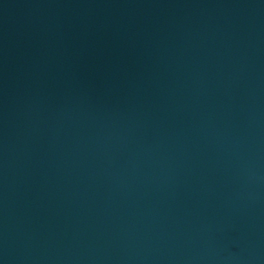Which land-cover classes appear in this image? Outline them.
Wrapping results in <instances>:
<instances>
[{"label": "water", "instance_id": "water-1", "mask_svg": "<svg viewBox=\"0 0 264 264\" xmlns=\"http://www.w3.org/2000/svg\"><path fill=\"white\" fill-rule=\"evenodd\" d=\"M0 264H264V0H0Z\"/></svg>", "mask_w": 264, "mask_h": 264}]
</instances>
